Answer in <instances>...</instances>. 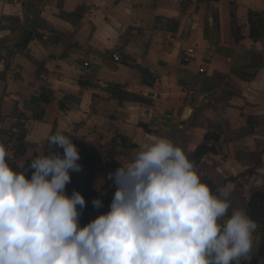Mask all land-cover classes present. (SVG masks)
Returning a JSON list of instances; mask_svg holds the SVG:
<instances>
[{
    "label": "crops",
    "instance_id": "obj_1",
    "mask_svg": "<svg viewBox=\"0 0 264 264\" xmlns=\"http://www.w3.org/2000/svg\"><path fill=\"white\" fill-rule=\"evenodd\" d=\"M57 131L96 172L154 138L190 161L205 143L201 180L246 211L264 192V0H0V145L22 170Z\"/></svg>",
    "mask_w": 264,
    "mask_h": 264
},
{
    "label": "clouds",
    "instance_id": "obj_2",
    "mask_svg": "<svg viewBox=\"0 0 264 264\" xmlns=\"http://www.w3.org/2000/svg\"><path fill=\"white\" fill-rule=\"evenodd\" d=\"M50 151L14 171L0 145V264H240L257 223L228 193L202 182L166 138L142 143L108 174L109 210L80 225L84 197L65 191L82 166L73 139L57 131ZM63 149V155L58 149ZM31 170L30 177L26 173ZM94 208L103 207L100 199Z\"/></svg>",
    "mask_w": 264,
    "mask_h": 264
},
{
    "label": "rangeland",
    "instance_id": "obj_3",
    "mask_svg": "<svg viewBox=\"0 0 264 264\" xmlns=\"http://www.w3.org/2000/svg\"><path fill=\"white\" fill-rule=\"evenodd\" d=\"M84 67L87 70L86 75L91 77L93 73H92L91 68L88 65V62L84 63ZM19 139L21 140V137ZM19 139H15L14 143L21 144V141ZM58 151L60 152L62 150L58 149ZM78 151H79L80 159L77 162H81L82 164H84V167L86 166L87 170L84 173H76L74 176H71V182L66 185L65 191L68 195L71 194L72 192L71 186H72L73 181L76 179L77 185L75 187V190L78 191L85 199V207L82 212H84L86 215L98 216L109 210V204L114 194V186L112 184V181L110 180L109 182V179L107 178L108 172L106 169L108 168V157H106L103 161L105 163L103 170L101 172H96L94 170V166L92 162L96 160L98 155L92 153V151H90L89 154L83 155V151L79 147H78ZM60 154L62 155L61 152ZM13 157L14 156L11 155V158L9 161L10 167L13 168L14 171H21V170H18V168L13 163L12 161ZM29 163H27L26 168L28 167ZM22 170H24V168ZM200 170L204 173V170L202 167L200 168ZM30 172L31 170H29L28 173H26V175L30 176L31 174ZM197 173L200 175L199 171ZM203 177H204V174H203ZM200 178H202L201 175H200ZM202 182L209 184L207 181L202 180ZM257 192L264 194V192H261V191H257ZM94 198L100 199L103 203V207L99 209L94 208L91 203ZM246 211H247V207H246ZM80 225L83 226L81 219H80ZM263 238H264V235L263 237H261V240H260L261 242L264 240ZM253 257L254 256H251L250 259L248 260H241L240 264H250ZM253 264H259V259L257 262Z\"/></svg>",
    "mask_w": 264,
    "mask_h": 264
},
{
    "label": "trees",
    "instance_id": "obj_4",
    "mask_svg": "<svg viewBox=\"0 0 264 264\" xmlns=\"http://www.w3.org/2000/svg\"><path fill=\"white\" fill-rule=\"evenodd\" d=\"M208 150L209 149H208V147H206L205 143H201L195 149L194 153L191 156V161L194 163V166L197 165L201 156L205 152H207ZM207 185L210 187L213 194H216V189L210 184H207ZM246 213L251 219H253L255 222H257L262 227L261 232H262V237H263V235H264V215H263V213H264V194L263 193L256 192L251 196V198L248 202ZM95 217H96L95 215H86L84 212H82L80 219H81L83 225H85L90 220L94 219ZM259 258L264 259V240L262 242H260L258 252H257L256 256H254L252 258V261L250 262V264L257 262ZM262 264H264V261Z\"/></svg>",
    "mask_w": 264,
    "mask_h": 264
},
{
    "label": "water",
    "instance_id": "obj_5",
    "mask_svg": "<svg viewBox=\"0 0 264 264\" xmlns=\"http://www.w3.org/2000/svg\"><path fill=\"white\" fill-rule=\"evenodd\" d=\"M118 167H120V165H115V166L110 167L108 170V173L114 172ZM76 184H77V180L75 179L71 186L72 191L75 190Z\"/></svg>",
    "mask_w": 264,
    "mask_h": 264
},
{
    "label": "built area",
    "instance_id": "obj_6",
    "mask_svg": "<svg viewBox=\"0 0 264 264\" xmlns=\"http://www.w3.org/2000/svg\"><path fill=\"white\" fill-rule=\"evenodd\" d=\"M192 50L191 49H188V52H191ZM112 57H113V59H114V61H118L119 60V55L118 54H116V53H113L112 54ZM184 59H186V57L184 58ZM203 69H199V72H201Z\"/></svg>",
    "mask_w": 264,
    "mask_h": 264
}]
</instances>
